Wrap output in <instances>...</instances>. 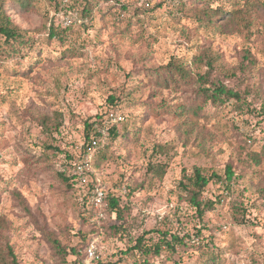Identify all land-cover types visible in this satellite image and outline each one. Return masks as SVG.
Masks as SVG:
<instances>
[{
  "label": "rangeland",
  "instance_id": "obj_1",
  "mask_svg": "<svg viewBox=\"0 0 264 264\" xmlns=\"http://www.w3.org/2000/svg\"><path fill=\"white\" fill-rule=\"evenodd\" d=\"M51 3L4 4L22 36L0 38V243L18 264H132L138 238L152 248L176 235L188 248L149 254L150 264H203L210 252L216 264H264V0L209 2L235 11L222 33L197 20L198 0L182 11L179 0H136L141 10H94L60 40L48 32ZM205 54L212 69L193 65ZM172 59L188 64L189 80L169 82ZM199 75L239 99L202 102L198 89L210 85ZM110 107L125 122L98 139L93 175L122 212L105 206L97 218L57 172L81 156L85 122ZM157 164L161 179L148 169ZM227 165L232 181L209 180L202 200L214 208L197 217L184 200L187 176L199 167L223 177Z\"/></svg>",
  "mask_w": 264,
  "mask_h": 264
},
{
  "label": "trees",
  "instance_id": "obj_2",
  "mask_svg": "<svg viewBox=\"0 0 264 264\" xmlns=\"http://www.w3.org/2000/svg\"><path fill=\"white\" fill-rule=\"evenodd\" d=\"M35 0H0V38L4 39V42L10 43V42H20V37L22 36V31L16 32L15 28L12 27L11 21L8 17V15L5 12L4 4L5 3H13L14 5H17L20 8H23L24 10H27L28 7L32 5V3ZM51 3V10L52 13H57L61 10V6L64 0H50ZM188 0H179L177 7L178 11H182L184 9L185 3ZM215 2L219 0H198L199 3L202 5H205L203 9L200 8V13L197 14L196 18L197 20L202 23L203 25H207L208 23L215 24L217 27V30L222 33L224 29L230 25L235 17L234 13L235 11H225L222 6H210L209 2ZM228 1V0H224ZM136 3V0H68V6L70 8H74L77 10V12L82 17H89L92 19V15L94 10H114L116 9L118 12H129L130 10H141V8L133 7V4ZM248 2L246 1L245 4ZM132 8V9H131ZM134 8V9H133ZM106 12V11H105ZM50 24L48 28L49 36L57 37L58 40L63 39L64 36H67L68 32L72 30V27L69 28H62L60 27L58 21L54 17H50ZM230 23V24H229ZM208 54V53H207ZM205 54L204 56L200 55L196 57L193 61V65L195 66H206L208 69H212L213 67V61L216 58H212L211 55ZM204 58L207 59V62L204 64ZM245 59V58H244ZM248 64L251 65L252 61H249L248 58ZM166 71L170 73L169 82L174 81L173 77L176 78V80L179 81H187L192 77V72L188 64L185 62L178 61L176 59H172L166 66ZM199 81L202 82L204 85H210L207 87L203 86L198 89V97L202 99V102H217L221 98L224 99V101H229L231 99L238 100V96L236 93H233L231 90L224 87L222 84L209 82L207 76H200L199 75ZM107 102L110 104V106H116V101L109 97L107 99ZM113 107H110L108 110H106L102 115L95 116L92 122L88 123L85 122L84 124V143L81 149L80 153H84L85 150L90 145L91 141L97 140L101 138V135L97 132V128L102 129L104 127V121L107 117V115L111 112H117L113 110ZM200 109L199 107L197 108ZM192 112H194L195 117L197 116V110L192 109ZM183 114V113H182ZM179 114V115H182ZM125 122V118L122 121V123ZM192 127V126H190ZM189 127V128H190ZM59 128V125L55 127V130L57 131ZM117 132V125H113L109 127L108 134L109 136H115ZM129 132H127L126 135H128ZM162 149V147H160ZM80 154V155H82ZM95 159V158H94ZM94 162V160H93ZM93 162H92V170L87 173L86 180L87 185H82L78 182L76 176L72 172V158L66 156L65 160L61 164V168L58 169L57 175L61 179L62 182H65L69 184V186H76L81 190V193L79 194L83 205L88 206V211L92 210L93 205L89 202V197L91 194V191L96 188H102L100 182L98 179H96L93 175ZM149 171L155 175L157 178L161 179L165 175V165L157 164V165H149L148 166ZM188 177V184L182 185L183 187V193H184V200L188 203V205L194 210L197 217L201 218L203 214L206 211L213 210L214 208V202L212 201H204L202 200V193L207 184L209 183V180L212 179L213 181H221L224 182L225 185H229L232 181L233 177V171L231 169L230 165H227L224 170V178L221 176H217L215 174H212L210 178H206L203 174L202 168L194 167L192 173L187 176ZM80 184V185H79ZM104 189V188H103ZM76 190V189H75ZM106 206L107 209L111 213H115L116 217H120V213L122 212V209L119 207L118 199L110 194L107 193L106 190ZM100 210L95 209V215L98 218L100 215ZM103 210V209H102ZM5 230V222L2 217H0V239L3 237L1 232ZM52 238L49 240L51 245L53 246V249L56 250L57 254L64 258L66 256V250L61 247L60 243L55 239L54 236H51ZM169 238V239H168ZM185 239H188V237H178L176 235H170L167 237L164 235L159 242L155 243L152 248H147L144 245L140 244L141 238L135 240L134 246L128 248L129 251L132 252V255H137L138 259H134V262L132 264H150L148 259V255L151 254L153 257L159 256L163 249L169 252L170 254H173L176 252V247H180L181 251H185L188 246L185 242ZM135 253V254H134ZM213 253L210 252L206 254V258L203 261V264H216V257L212 256ZM0 264H18L16 261L15 254L12 250V248L8 244H1L0 243Z\"/></svg>",
  "mask_w": 264,
  "mask_h": 264
},
{
  "label": "built area",
  "instance_id": "obj_3",
  "mask_svg": "<svg viewBox=\"0 0 264 264\" xmlns=\"http://www.w3.org/2000/svg\"><path fill=\"white\" fill-rule=\"evenodd\" d=\"M51 16L55 17L60 27L69 28L74 26H80L87 23V18L82 17L76 9L68 6V0H64L61 6V10L57 13H51ZM123 121V117L117 112H111L107 115L104 121V127L102 129L97 128V132L104 138L108 134L109 127L117 125ZM98 148V141H91L85 152L79 156L76 160L72 161V172L76 176L78 182L82 185H87L86 175L92 170V157ZM106 194L103 188H96L91 191L89 202L97 210L106 206L105 203ZM100 216H102L100 214ZM88 255L93 256V249L88 250Z\"/></svg>",
  "mask_w": 264,
  "mask_h": 264
}]
</instances>
